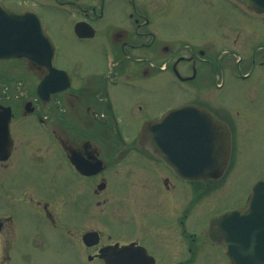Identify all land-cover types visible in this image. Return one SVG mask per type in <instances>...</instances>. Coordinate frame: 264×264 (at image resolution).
<instances>
[{
	"label": "flooded vegetation",
	"instance_id": "flooded-vegetation-1",
	"mask_svg": "<svg viewBox=\"0 0 264 264\" xmlns=\"http://www.w3.org/2000/svg\"><path fill=\"white\" fill-rule=\"evenodd\" d=\"M0 3L18 14L40 15L52 36V22L60 32L68 27L66 31L80 43L93 41L102 32L110 37L112 46L106 47L112 49L113 59L108 64L106 56V70L97 79L95 74L73 69L77 59L72 61L69 54L62 56L57 45V68L67 70L71 84L67 89L45 94L43 99L31 92L25 97L33 106L28 114L17 110L16 95L0 89V117L7 116L6 107L11 108L5 136L8 156L0 161L1 204L2 192L6 193L2 191V178L6 174L12 176L11 170L16 165L14 154L24 149L18 145L12 122L20 113L35 116L44 124L39 125L41 129L34 136L25 137L26 146L32 149L30 142L37 140L40 132L47 136L61 151L58 177L68 180L71 186L58 195H53V191L47 194L26 191L19 201L30 202L42 218L55 225L59 224L56 210L61 211L65 216L64 229L78 243L84 244L86 232L96 231L99 238L90 239L96 242L92 246L84 244L85 253L92 260L101 264L107 261L115 264L118 258L126 264H203L201 256L205 253V264H209L206 255H212L216 264H230L224 248L210 236V221L225 211L243 207L249 192H220L224 205L208 215L206 223L193 226L194 208L205 206V197L215 189L221 190L223 182L180 178L139 141V130L143 122L156 119L171 108L196 103L227 123L232 143L233 134L235 137L240 131L251 132L253 120L264 115V108L247 109L246 100L239 98L252 103L264 100V15L240 12L239 19L219 24L220 31L224 23L242 22L252 28L251 52L243 56L236 47L219 50L216 44L220 40L198 41L205 32V12L196 11L183 18L187 30L183 36L162 34L155 23L168 16L169 0L163 4L159 0H0ZM77 32L88 36L81 37ZM236 43L237 40L234 46ZM61 58L68 62L60 64ZM126 62L128 69L124 67ZM49 73L46 67L34 72L38 79ZM147 82L158 90L150 97L144 92L151 88L142 86ZM3 85L6 84L1 82ZM108 86H124L127 92L124 97H116L108 92ZM228 96L235 97L236 103H228L224 99ZM136 128V136L129 138L122 134V130ZM19 141L25 142L20 138ZM71 157L86 174L69 164ZM66 169L70 174H65ZM118 182L121 190L117 189ZM7 195L14 199L13 192ZM7 222L13 227L14 216L0 218L2 239ZM226 232L229 233L222 226L221 238ZM249 235L252 231L248 228L235 231L240 241ZM12 236L13 232L6 243Z\"/></svg>",
	"mask_w": 264,
	"mask_h": 264
},
{
	"label": "rangeland",
	"instance_id": "rangeland-1",
	"mask_svg": "<svg viewBox=\"0 0 264 264\" xmlns=\"http://www.w3.org/2000/svg\"><path fill=\"white\" fill-rule=\"evenodd\" d=\"M159 1L163 4L168 0ZM169 1L170 3L166 9L168 16L155 23L156 28L162 34L177 37L183 36L187 33V30L185 31L186 26L182 23L183 18L196 11H201L205 12V32L201 33L202 37L199 36L198 41L206 38L210 42L217 43L220 40L221 42L216 44L218 49L236 47L243 56L250 55V41L253 34L250 26L246 25L247 27H245L242 22L236 25L224 23L223 25L225 26L222 31L219 30V24L239 19L238 11L240 9L238 6L233 5L229 0H204V2L203 0ZM50 24L53 37L62 52V56L69 54L72 61L77 59L75 67L73 63H70L69 66L74 67L73 69L77 67L78 71L82 73L95 74L97 79L101 77L106 70V56L107 61L113 60L110 37L100 32L95 40L80 43L69 31H66L68 27L64 29V32H60L55 29L53 22ZM175 29H177V33L174 34L173 31ZM235 40H237V43L234 46ZM107 45L110 46L108 49ZM152 55L155 56V53L152 52ZM21 61L24 63L14 59L0 60V82L6 84L2 87L0 86V89L2 91H10L9 93L13 96L17 95L16 105H20L22 102L20 99L22 97L25 99V95L32 89H26L19 83L22 82V78L27 77L29 86L37 85L39 81L35 74L32 75L27 71L26 61ZM65 62H68L67 59H60V64ZM124 67L128 69V62L124 63ZM34 71L35 69L31 72ZM150 85L152 84L147 82V84L142 86H145L144 89L146 86L151 89L147 88L145 92L140 90L147 97L158 92L156 85H154V88ZM108 92L116 97H124L127 90L124 86H108ZM134 95L138 97V95ZM224 99L230 104L236 103V99L233 96H228ZM239 99L246 100L247 109L259 111L264 108V100L252 103V101L243 97ZM253 121L255 126L251 132L240 131L235 133L236 147L234 145L232 160L234 170L229 173V178L226 181L227 184L231 185L230 188L236 186L232 192H246L249 182H254L260 177H264V115L258 116L257 120ZM39 125L35 116L20 117L12 122L13 132L17 133L18 145L24 147V149L18 155L14 154L13 161L16 165L11 170L12 176L6 174L2 178V191L6 193L2 192L1 195L0 218L13 215L14 224L12 227L9 224L10 221L9 223L7 222L8 227L1 234L4 240L0 238V264H101L97 260L88 262L85 257L80 260V252L82 248L84 249V246L70 237L68 230L64 229L65 216H63L61 211L56 210V218L59 224L55 225L50 220L42 218L40 211L35 210L30 202L23 204L19 201L26 191H32L34 194L36 192H46L44 194H47V192L51 193L53 191V195H58L63 189L65 191L71 186L68 180L62 181L58 177L57 168L60 167L61 151L59 147L50 142L47 136L40 132L38 139L30 142L33 148L26 146L28 143L26 138L34 136L41 129ZM137 131V128L135 130L126 129L122 130V134L131 138L136 136ZM19 138L25 140V142L20 144ZM237 140L239 142L238 145ZM29 149L31 151L30 155H28ZM16 156L18 157L17 160H15ZM242 156H245V158H242ZM237 157L239 165L236 163ZM240 168L242 169L243 177L237 179V170ZM50 173H54V175ZM65 174H70V170L66 169ZM117 189H122L121 182H118ZM8 192H13L14 199H9ZM220 192L225 191L223 189H215V192L205 197V206L200 205L194 208L193 226L197 225L200 227L202 221L206 223L208 215L224 205L225 202L219 195ZM229 201L231 202L232 200ZM71 230L74 232L73 228ZM12 232V238L6 243ZM148 246L154 249L153 245L148 244ZM201 257L204 260L203 264H205V253ZM206 257L209 259V264H216L212 255H206Z\"/></svg>",
	"mask_w": 264,
	"mask_h": 264
},
{
	"label": "water",
	"instance_id": "water-1",
	"mask_svg": "<svg viewBox=\"0 0 264 264\" xmlns=\"http://www.w3.org/2000/svg\"><path fill=\"white\" fill-rule=\"evenodd\" d=\"M238 1L264 11V0ZM55 55V46L40 17L33 14L17 15L0 5V58L27 57L41 66L46 65L50 74L39 84L40 96H43L45 88L53 86V76L60 73L54 68ZM63 87L65 86L61 89ZM53 90L56 89H51ZM141 140L180 175L193 179L219 175L228 161L230 151V135L226 124L218 121L208 109L195 104L177 107L169 110L160 119L147 122ZM263 191L264 183L259 182L254 186L246 212L256 214L262 209L259 206L264 205ZM238 214L239 212L226 213L212 221V227L217 232L215 239L219 238L221 223L225 222L228 229L235 227ZM254 229L258 231L261 226L255 225ZM257 237L260 242L264 235L257 233ZM230 249L235 258L233 264H264V257L243 261L241 257L236 258L234 248ZM116 264L123 263L120 261Z\"/></svg>",
	"mask_w": 264,
	"mask_h": 264
}]
</instances>
